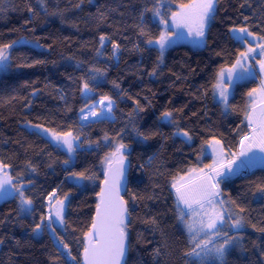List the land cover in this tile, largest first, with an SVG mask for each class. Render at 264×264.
<instances>
[{"label":"snow or ice","instance_id":"obj_1","mask_svg":"<svg viewBox=\"0 0 264 264\" xmlns=\"http://www.w3.org/2000/svg\"><path fill=\"white\" fill-rule=\"evenodd\" d=\"M75 7H80V4ZM220 8L221 0H180L175 7L172 0H151L150 3L149 0H142L139 6L127 0V3L109 8L107 12L97 9L94 16L97 27L106 26L113 31L98 33L94 53L96 63L82 68L85 61H75L76 68L83 72L74 81L84 102L77 117L69 123L57 124L50 120V126H46L27 119L31 115L30 101L22 105L25 117L19 131L39 137L56 152L62 153L66 157L62 161L65 176L60 182L38 187L39 164L33 158L36 149L24 140L16 139L14 143L19 145L18 150L0 153V201H15L16 215L0 223L27 219L31 222L29 239H39L47 234L53 248L47 264H59L60 260H64V264H133V213L138 202L159 200L161 197L165 202L171 198L170 210L178 230L185 236L182 251L185 264H228L227 257L233 249L239 247L243 250L240 234L247 225L246 209L232 198L227 188L237 177L248 179L247 173L256 168L264 170V0H259L258 6H254L252 0H239L238 7L234 6L235 14L226 17L227 35L233 42V49L227 56L223 51L215 52L217 56L224 57V62L219 64L209 86L201 93L203 97L210 94L214 104L227 117L235 111V105L230 100L234 99L236 86L244 81H259L258 86L247 91L244 131L236 130V143L228 141L223 133L217 135L213 131L203 137L199 147H196V131L181 126L180 121L184 118L182 109L173 105L150 112L154 107L152 98L149 95L141 97L139 92L121 87L118 79L111 80L114 94L104 93L98 99L96 95L101 85L108 82V68L100 67L99 60L115 61L119 66L126 48L120 41L129 39L123 34L129 27L136 33L129 51L141 55L146 50L156 51V63L145 75L157 80L162 75L164 57L170 49L182 43L196 49L209 47L211 27ZM15 9L14 0H0V19L6 18ZM224 10L227 12L228 8ZM27 11L30 16L26 24L33 23L41 14L58 16L62 23L66 21V9L57 6L55 11H50L48 0H37L35 6L28 3ZM113 13L121 18L119 24ZM148 13L151 15L148 16ZM126 16L130 17L131 23L124 19ZM149 22L158 25L155 34L148 29ZM72 26L76 27L75 24ZM27 30L35 32V28ZM40 39L39 36L33 40L21 37L9 43H0V73L11 71L15 49L28 46L45 50ZM47 51L51 52V45ZM43 63L45 61L36 59L30 63H18L16 67ZM176 78L180 79L179 76ZM36 91L30 93L33 99L36 98ZM56 92L63 101L64 114L71 113L69 94L63 88L56 89ZM148 92L155 95L151 89ZM128 101H131L130 110L120 118L121 127L103 130L96 138L85 133L86 128L91 129L94 125L115 124L116 110L121 104L127 105ZM168 103L171 105L172 101ZM153 116L155 119H152ZM142 121L145 123L140 127ZM165 126L174 130L165 133ZM157 138L163 142L171 139L173 146L179 141L181 146L176 151L181 154L178 160L182 166L174 165V171L168 168L161 159V143V151L147 155L146 161L133 169L130 157L137 149L147 154L154 147L149 141ZM8 142L7 139L0 141L4 144ZM185 146L192 150V156H185ZM101 151L98 169L75 170L80 154ZM144 173H149L152 181L150 192L141 189ZM160 177L167 181L163 186ZM66 182L77 191L89 186L94 190L98 188L94 211L88 214L87 223L79 226L70 223L73 195L71 190L65 189ZM253 187L264 197V181ZM165 189L168 196H164ZM144 223L151 226L152 232L160 234L156 246L150 249L155 264H166L165 258L171 254L167 233L154 215L146 216ZM251 226L264 234V223ZM69 230L76 233L78 257L72 255ZM4 243L5 240L0 239V245ZM14 243L17 248L21 247L20 240H14ZM257 247L261 257L259 264H264V240Z\"/></svg>","mask_w":264,"mask_h":264},{"label":"trees","instance_id":"obj_2","mask_svg":"<svg viewBox=\"0 0 264 264\" xmlns=\"http://www.w3.org/2000/svg\"><path fill=\"white\" fill-rule=\"evenodd\" d=\"M139 6L142 0H132ZM151 0H149V3ZM173 7L180 0H172ZM187 2V0H184ZM254 6L259 5V0H252ZM16 9L9 12L6 18L0 19V43H9L25 37L33 40L34 37H41L40 43L45 45V50L33 49L23 46L15 49L12 54L13 67L8 73H0V141L7 139V144L0 143V153H9L11 150H18L19 145L14 143L16 139L24 140L30 143L36 149L33 158L39 164V176L36 178L38 187H46L53 182L64 180L65 173L62 171V161L66 158L62 153L56 152L51 145H47L43 140L35 135L29 136L27 133H21L19 129L24 121L25 112L22 105L31 102V115L28 120L33 123H42L50 126V120L55 123H69L71 119L77 117L79 108L83 105V100L76 88L74 81L77 80L83 72L76 68L75 61L83 60L85 64L82 68H87L89 63H96L95 48L99 32H112V28L96 25L94 16L97 9L107 12L109 8L119 7L121 3H127V0H48L50 11L66 9L64 15L66 21L61 22L58 16H41L31 24L25 21L30 13L27 11V4L36 5L37 0H14ZM239 0H221V8L217 14L216 20L210 31L209 47L207 49H195L188 45H177L170 49L162 65V75L159 79H150L146 72L151 71V67L156 63L157 53L155 50H146L138 54L129 51L132 47V41L136 39L135 30L128 28L126 33L127 40H121L122 46H126L121 55L119 66L115 61H105L100 58L99 66L108 68V82L101 85L97 90V99L104 93L114 94L111 80L118 79L121 87L128 88L131 92H139L141 97L149 95L152 98L154 107L150 112H157L161 108H170L173 105L182 109L184 118L180 121L181 126H187L196 131L195 144L199 147L200 140L209 136L213 131L223 136L230 142L236 143L237 129L244 131V112L247 108V91L251 87L258 86L259 81H245L236 86L234 99L235 111L225 117L221 109L212 101L211 95L203 97L201 93L205 87L209 86L212 74L217 70L220 63L224 62V57L217 56L216 51H223L227 56L233 49V42L227 35L226 17L234 13V6L238 7ZM80 4V7H75ZM225 7L228 11L225 12ZM117 24L121 18L115 13L112 14ZM148 16L151 13L147 14ZM124 19L131 23L130 17ZM75 24L76 27L72 25ZM154 34L158 30V25L151 22L147 25ZM29 28H35V32L28 31ZM51 45V52L47 51ZM143 46V45H142ZM71 57L72 59H68ZM230 58V57H229ZM43 60V64H34L32 67H16L18 63H30L33 60ZM143 76V79L140 77ZM179 76L180 79L176 77ZM63 88L69 94L72 105V112L64 114L63 101L58 98L56 89ZM143 89V90H142ZM151 89L155 93L148 92ZM39 90V91H36ZM36 91V98L33 99L31 92ZM17 99H12V97ZM26 98V99H25ZM171 100L170 105L168 101ZM131 101L128 104H121L116 110L117 121L115 124H98L91 129H85L87 135L96 138L102 134L103 130H111L121 127V120L124 112L130 110ZM196 113V115H193ZM147 115V114H146ZM44 117L45 119H39ZM152 119H155L153 116ZM145 121L139 125L143 126ZM173 127L165 126L163 131L170 133ZM201 130H203L201 132ZM154 145L152 149L145 154L142 150L137 151L130 157L133 169L139 163L147 159V155L153 152L161 151L160 144L163 143L161 159L164 160L169 169L175 170L173 166H182L178 160L180 153L176 151L180 147L179 141L173 146V140L166 142L159 141V138L149 141ZM136 147L135 144L132 145ZM42 149V151H41ZM185 156H192V150L184 147ZM51 153V155H47ZM101 152L82 153L77 158L76 169L83 168L98 169ZM186 162V161H185ZM194 162V157H193ZM206 162L207 158H206ZM49 163L52 164L49 167ZM248 179L241 177L235 178L227 188L232 198L241 203L246 211L244 216L247 218L245 231L240 235L243 237V250L239 247L229 253L228 264H259L260 255L258 251L259 243L264 240V234L255 231L252 224L264 223V197L256 192L253 185L264 181V170L256 168L253 172L247 173ZM144 184L141 189L151 191L152 181L149 179V173H144ZM161 185L167 181L159 178ZM66 190H71L73 195L70 223L74 226L87 223L88 214L94 211L95 193L97 189L89 186L88 188L77 191L72 189L67 182L64 185ZM250 189H252L250 191ZM255 192V194H253ZM164 196H168L165 189ZM171 198L165 202L161 197L159 200L140 201L133 213V264H155L150 249L156 246L160 239L159 232H152L150 225L144 223V218L148 215H154L160 221L161 227L167 233L170 244V255L165 258L166 264H185V258L182 256L184 249L185 236L178 230L174 215L171 209ZM16 202L6 200L0 202V221L9 220L16 215ZM39 214V210L37 212ZM30 220L21 219L19 221L0 223V239L5 243L0 245V264H47L49 254L53 248L50 238L47 234L39 239H29ZM59 231V229H58ZM76 233L69 230L68 241L72 248V255L78 257V241L75 239ZM14 240L21 241V247L15 246ZM59 264H64L60 260Z\"/></svg>","mask_w":264,"mask_h":264},{"label":"rangeland","instance_id":"obj_3","mask_svg":"<svg viewBox=\"0 0 264 264\" xmlns=\"http://www.w3.org/2000/svg\"><path fill=\"white\" fill-rule=\"evenodd\" d=\"M179 45H188V46H190V47H192L190 44H187V43H182V44H179ZM193 48V47H192ZM196 49V48H195ZM166 55V54H165ZM164 59H165V57H164ZM163 64H164V62H163ZM245 82V81H244ZM4 201H6V200H4ZM0 202H3V201H0Z\"/></svg>","mask_w":264,"mask_h":264}]
</instances>
